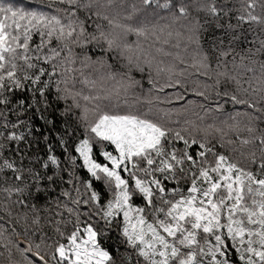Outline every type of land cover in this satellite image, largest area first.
<instances>
[{"label": "snow or ice", "instance_id": "obj_1", "mask_svg": "<svg viewBox=\"0 0 264 264\" xmlns=\"http://www.w3.org/2000/svg\"><path fill=\"white\" fill-rule=\"evenodd\" d=\"M49 3L66 7L53 8L55 14H49L0 4V106H4L0 108V127L12 129L0 131V207L10 220L13 205L26 209L15 220L16 224L23 221V240L15 227L9 232L0 226V238L5 241L4 253H0L4 264H229V241L242 264H264V127L259 126L264 123V59H256L258 54L264 55V0H238V6L232 0H138L130 8L125 0L119 4L114 0ZM79 11H89V20L95 16L105 23H95V30L90 32ZM149 13H167V17L160 18L169 22L150 23ZM209 23L226 30L227 47L218 37L209 50L204 49L202 33ZM245 25L250 32L259 30L249 41L255 45L258 40L259 46L254 51L247 48L242 54L233 45L240 40L238 30ZM34 34L41 38L35 49L30 46ZM129 36L136 39L129 42ZM165 36L176 38V48L181 47V40L185 41L184 52L190 62L177 53L174 60L184 68L178 69L176 63H157V78L166 77L158 91L184 88L187 92L189 78L203 76L213 83L196 80L193 95L207 101H211L212 93L223 98L224 103L215 101L217 112H223L229 101L251 111L229 115L223 127L185 120L181 127L173 128L167 112L154 118L152 109L122 113L109 107L113 100L126 97L139 81L130 75L125 79L124 74L118 78L113 72L99 79L84 77L83 67L98 65L99 71L106 66L103 56L92 60L86 55L82 68L72 67L76 63L74 47L98 44L105 54L117 53L126 60L129 71L135 66L143 72L142 64L146 65L149 83L155 88L158 79L151 78L155 57L148 49ZM53 39L60 47H48V54L41 55ZM163 51L156 48V52ZM41 62L51 65V70ZM77 71L84 77L81 83L87 93L75 90L72 73ZM57 76L60 79H54ZM62 83L64 88L60 87ZM53 84L57 100L72 101L62 115L73 113L83 127V138L74 149L77 155L69 158L70 163L74 167L77 159L82 161L89 176L103 183L108 193L106 200L91 181L76 183L79 177L61 167L51 145L43 160L21 150L22 144L30 147L32 143L31 129L20 130L25 122L19 117L26 109L38 113L46 124H53L45 115L50 107L47 92ZM17 91L32 93L31 102L21 99L13 103L6 93ZM183 98L178 91L175 99ZM9 113L17 115L16 122L8 120ZM57 138L66 150L64 138ZM48 139L44 136L46 142ZM213 141L227 148L228 154L218 152ZM13 142L19 162L4 156ZM180 143L183 147L177 146ZM95 144L100 145L99 154L107 163L94 158ZM107 145L114 152L106 150ZM194 147L198 149L195 155L191 151ZM25 159L31 166L24 165ZM35 163H39V170ZM65 171L67 180L62 175ZM57 180L61 182L58 196L46 198L44 205H39L42 194L55 191ZM165 182L174 187L169 188ZM64 184L71 185V189ZM137 196L142 198L143 207L134 204ZM45 229H50L51 234ZM21 244L25 247H19ZM13 249L21 259L15 258ZM28 254L34 259H29Z\"/></svg>", "mask_w": 264, "mask_h": 264}, {"label": "trees", "instance_id": "obj_2", "mask_svg": "<svg viewBox=\"0 0 264 264\" xmlns=\"http://www.w3.org/2000/svg\"><path fill=\"white\" fill-rule=\"evenodd\" d=\"M126 5L130 8V6L133 3H137L138 0H125ZM115 4H119L120 0H114ZM232 3L237 4L238 6V0H232ZM0 4L4 5H12L13 7H23L28 10H36V11H43L47 12L49 14H55L53 12V8H64L65 5L60 4H52L50 5L49 0H0ZM60 15L63 16V13H60ZM80 19H83L87 22L88 31L92 32L94 31V24L95 23H102L104 24V21L98 20L95 16H92V18L89 20L88 17L91 15L89 11H79L78 13ZM141 16H144L145 13H141ZM160 16L167 17V13H160ZM160 16L148 14V22L150 23H156L159 22V24L163 25L168 23L169 21L167 19H161ZM203 22V18H202ZM224 21H221L223 23ZM232 23L235 24L236 21L233 19ZM179 28V24L176 26ZM206 31L202 33V44L205 50H209L210 47L217 43V38H222L225 41V47H227V42L229 39L228 35H225L224 29H217L215 27L214 23H209L206 25ZM182 30V29H181ZM240 32V40L237 41L233 46L236 49V52H241L243 54V51L247 48H252L253 51L256 47L259 46V41L257 40L255 45L250 44L249 41H252L255 39L256 34L258 33V29L256 32H250L248 30V26L245 25L243 29L238 30ZM136 38L134 36H129L128 40L129 42L135 40ZM164 39H169L168 37H163L160 43L155 44L153 47L148 49V45L145 44V48L148 49L151 52V55L155 57V60L153 61V68L151 69V78L153 80L158 79V83L156 87L154 88L152 84L149 83L150 78V70L146 65L142 64V67H144V71L141 72L138 69L135 68V66H132L131 71H129V67L126 60H123L119 58L117 53H107L105 54L102 51V48L98 44H88L87 46L83 48L74 47L73 53L76 55V63L72 65L75 69L82 68L81 61L84 59V57L90 56L92 60H97L101 56H103L107 62L106 66L103 69H97L99 68L98 65H94L91 67H83V73L84 77H88L89 79H99L101 75H106L108 72H113L117 74V77L119 78L120 74H124V78L127 79V76L130 75L133 80L139 81L138 84H136L134 87L129 89V92L127 96H121L119 100H113L112 102H105L109 103V107L114 111L119 112H128L133 111L137 113H143L148 111L149 109H152V113L154 118L163 116L165 112L171 114V123H169L170 127L173 128H179L184 124L185 120L188 121H195L198 124H213L217 127H223V121L228 120L229 115L235 114L236 112H243V111H251L250 109H245L243 106L239 105H232L231 102H227L224 105V111L223 112H217L215 111L216 103L215 101L217 99H220L221 103H224L223 98H217L215 96V93H212V99L211 101L204 100L202 97H198L192 94V89L196 87V84L194 83L196 80L204 81L205 83L211 84L213 81H208L203 76H191L189 80L186 82L188 85V91L185 92L184 88H164L163 91H158L157 89L166 83V77L164 75H161L157 78L155 73V65L161 61L163 63L169 64V63H176L178 69H182L185 67L184 64H181L178 60H174V57L177 53L180 54V56L184 57L186 61L190 62V57L187 53L184 52L185 47V41L181 40L180 48H176L173 45L176 44V38L172 37L169 39L168 43H163ZM45 40H47V37H45ZM41 42V38L38 34H34L32 36V39L30 41V46L35 49L37 45H39ZM48 47H54L59 48L60 46L56 43L55 39L52 40L51 44L46 46L41 55L48 54ZM156 48H162L163 52H156ZM164 53H171L172 55H165ZM64 54V53H62ZM235 55V53H233ZM237 62H239V56H236ZM257 60L264 59V55H257ZM229 60V67H231V60L232 57H228ZM36 62V61H33ZM42 64V62H41ZM127 64V65H126ZM108 65L111 67L109 68ZM47 70H51V65H44ZM212 67L215 69L216 63L215 59H213ZM191 71V70H189ZM72 75L75 77V90L80 91L83 90L85 93H87V88L81 83V80L84 78L81 76L80 72H74ZM54 79H60L59 76L55 77ZM109 83H112L109 81ZM61 88H64L65 85L62 83L60 85ZM68 87H72V81L69 80ZM203 90V89H201ZM180 92L183 95L182 100H176L175 95L177 92ZM6 95H9L11 97V100L13 103L23 99L26 101V103L31 102V96L32 93L30 92H24V91H17L14 94L12 93H6ZM47 99L50 104V107L47 109L45 115L48 119H51L53 121V124L49 125L46 124L44 120L40 119L39 114L34 112L33 110L26 109L25 114L20 116L19 119L23 120L25 122L24 125L21 126L22 131H27L28 129H31L32 135L29 137V139L32 141L31 146L29 147L28 144H22L21 150L27 154L29 157H39L41 160L45 159L48 155V146L51 145L52 149L54 150V154L57 156V158L61 161V167L70 169L75 173L76 177H79V180H76V183H79L80 180L84 181H91L96 188L97 191L102 193V198L107 199L108 193L104 189L102 182H97L93 180L89 174L87 173V170L83 167V163L81 160L77 159L76 165L73 167L70 163V157L76 156L75 153V145L79 142L80 139L83 138L84 132L83 127L80 125V123L75 119V116L73 113H69L67 116L62 115L66 108V104L70 105L72 103L71 99H68L66 102L62 100L56 99V91H55V84L51 87V89L47 92ZM148 101H151L152 103H148ZM170 101V102H169ZM191 101L192 103H189ZM83 103V101H81ZM203 104L205 107L201 108L200 105ZM264 106V105H261ZM4 106H0V108H3ZM11 107V105H9ZM211 109V111H207ZM77 110H73V112H76ZM256 116H260V113H254ZM200 117H203V121L200 120ZM18 119L17 115L14 113L8 114V120L11 122H16ZM167 117L165 120L167 121ZM243 119V118H242ZM179 120L180 123L177 124L175 121ZM231 122V121H229ZM3 119L0 118V125H2ZM260 127H264V123L259 124ZM65 128H67V134L65 133ZM12 129H3L0 127V131H11ZM58 135L62 136L66 142V150L65 148L61 147ZM246 135V133L244 134ZM44 136H48V141L46 142L44 140ZM232 139H235L234 136H231ZM7 143V142H5ZM215 148L218 152H223L225 154H228L227 148H221L219 143L217 141H213ZM178 147H183L182 143L177 144ZM106 150L113 151L114 149L112 146L107 145ZM198 149L194 147L191 151L192 154L195 155L196 151ZM100 152V145L95 144L93 149V156L99 163H107L104 158L99 154ZM4 156L7 158H12L17 160L19 162L20 157L16 155V146L13 142L12 144H9L8 147L4 151ZM211 158V157H210ZM25 166H31L29 165V161L27 159L24 160ZM34 166L39 170L40 165L39 163H35ZM51 174V172H49ZM9 175H11L9 173ZM65 180L68 179V172L65 171L62 173ZM127 178V177H126ZM47 183L46 181L44 182ZM166 185L171 188L174 187L173 184L169 182H165ZM186 187V185H183ZM63 187L71 189V185L64 184ZM81 187V192H84L83 185ZM61 188V182L57 180V184L55 185V191L51 193H44L42 194L39 199L38 203L39 205L43 206L45 203L46 198L47 199H53L56 196H58L59 191ZM73 195L75 193L73 192ZM17 199L16 197H13V200ZM31 202V201H30ZM134 204L143 207L144 202L141 197H135L134 198ZM83 209V206H81ZM12 211V219L10 220L9 217L5 214L2 207H0V226H3L4 228L8 229L9 232L12 227L16 228V231L20 234V239H24V226L23 221L19 224L15 223L16 218L22 216L26 209H24L22 206L19 205H13L11 208ZM49 234H51L50 229H45ZM68 231H71V225L68 227ZM8 232L5 233V236H8ZM15 239V237H13ZM4 239L0 238V253H4L3 243ZM214 243V241H212ZM111 243V242H110ZM107 246V245H106ZM19 247L23 248L25 247L24 244L19 245ZM13 252L15 254V258L17 260L21 259L18 253H15V249H13ZM115 254V253H114ZM29 259H34L31 257L30 254ZM227 260L229 264H242L239 254L236 252V249L231 246V243L228 242L227 245ZM0 264H4V257L0 256Z\"/></svg>", "mask_w": 264, "mask_h": 264}, {"label": "rangeland", "instance_id": "obj_3", "mask_svg": "<svg viewBox=\"0 0 264 264\" xmlns=\"http://www.w3.org/2000/svg\"><path fill=\"white\" fill-rule=\"evenodd\" d=\"M127 65V64H126ZM231 243V241H229Z\"/></svg>", "mask_w": 264, "mask_h": 264}]
</instances>
